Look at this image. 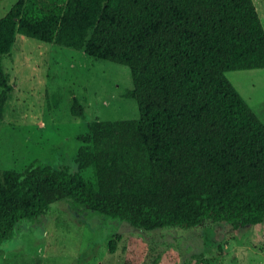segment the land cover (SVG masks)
Returning a JSON list of instances; mask_svg holds the SVG:
<instances>
[{"label": "trees", "instance_id": "trees-1", "mask_svg": "<svg viewBox=\"0 0 264 264\" xmlns=\"http://www.w3.org/2000/svg\"><path fill=\"white\" fill-rule=\"evenodd\" d=\"M17 34L127 66L140 116L87 122L76 172L0 170V240L64 199L144 231L213 219L264 240V122L226 76L264 69L254 0H18L0 18L1 106ZM70 113L86 118L75 96Z\"/></svg>", "mask_w": 264, "mask_h": 264}, {"label": "rangeland", "instance_id": "rangeland-1", "mask_svg": "<svg viewBox=\"0 0 264 264\" xmlns=\"http://www.w3.org/2000/svg\"><path fill=\"white\" fill-rule=\"evenodd\" d=\"M17 1L0 0V18ZM254 4L264 26V0ZM2 65L12 88L0 105L1 171L20 172L38 161L76 172L87 122L140 116L135 99L123 96L133 85L130 69L84 50L17 34ZM226 76L264 122V69ZM73 96L85 106V120L70 113ZM80 172L95 183L92 168ZM256 241L253 231L213 219L192 229L144 231L64 199L45 214L18 222L0 240V264H153L150 254L160 256L155 264H264V240Z\"/></svg>", "mask_w": 264, "mask_h": 264}]
</instances>
